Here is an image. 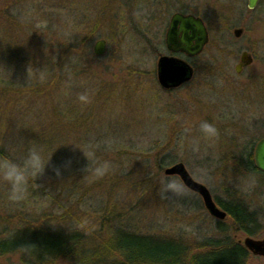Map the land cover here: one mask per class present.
Wrapping results in <instances>:
<instances>
[{"label": "rangeland", "instance_id": "374dc122", "mask_svg": "<svg viewBox=\"0 0 264 264\" xmlns=\"http://www.w3.org/2000/svg\"><path fill=\"white\" fill-rule=\"evenodd\" d=\"M10 10L21 21L14 20V24H29V33L37 41L48 31L46 35L54 40L56 48L74 43V48H81L86 55L87 50L88 58L80 55L77 59L83 67H89L86 82L93 78L100 84L89 87L81 76L77 78L80 85L76 94L68 91V103L64 105L71 106L68 117L79 124L69 134L71 144L66 153L52 151L48 137L28 130L33 126L30 119L16 118L15 132L23 139L18 143V160L36 144L46 157L52 154L51 162L45 173L30 183L20 201L10 199L11 186L0 179V219L15 217L21 210L38 220L32 224L36 228L86 236L78 246L86 260L92 259L89 247L101 244L106 234L114 246H128L131 236L117 228L165 237L162 244L176 250L172 257L175 263L183 260L194 244L223 237L225 234L219 232L222 227L242 243L247 236L233 232L228 218L221 222L211 217L196 193L185 188L182 195L161 196L166 180L182 183L177 176H166L164 168L181 162L219 204L230 198L254 211L259 229L252 237L264 238V175L248 172L236 158L242 145L254 147L264 137V0L252 10L247 0H17ZM176 12L200 17L209 31V41L200 55L188 59L194 69L192 78L166 90L158 84L156 65L161 54H171L165 46V32ZM235 29L242 30L240 37L234 36ZM99 39L106 40V52L95 56L92 46ZM243 51L252 54L253 62L237 74L234 67ZM49 54L48 49L39 50L35 64L44 65L51 60ZM177 56L184 58L182 54ZM51 58H57L54 50ZM12 70L6 75L19 83L23 78ZM107 83L111 85L95 91ZM42 84L36 88L47 93L49 86ZM41 93L23 95L21 100L27 105L34 97L36 113L31 118L50 120L48 104L36 101L46 100ZM81 93H87L90 102L80 101ZM43 106L45 114L40 111ZM201 120L217 126L218 139L202 137ZM7 121L13 124L14 118ZM194 137L200 138L198 150L192 147ZM73 144L92 146L98 160L112 161V170L93 178L95 161L87 159ZM9 148L11 152L14 149ZM68 157L73 167L64 166ZM155 162L161 163L163 170ZM57 167L60 173L67 168L66 172L71 171L64 182L59 183L61 175L57 183L58 178L51 177L49 169ZM124 172L128 175L121 177ZM111 208L118 215L116 223L113 217L109 222L103 219ZM21 223L13 218L9 226L18 229ZM102 223L107 231L101 228ZM110 226L117 229L113 230L115 234H111ZM145 248L138 252L130 249L125 255L138 262L150 261ZM18 260L17 254L4 255L0 264H18ZM247 263L264 264V257L250 255ZM55 264L72 263L61 259Z\"/></svg>", "mask_w": 264, "mask_h": 264}, {"label": "trees", "instance_id": "16d2710c", "mask_svg": "<svg viewBox=\"0 0 264 264\" xmlns=\"http://www.w3.org/2000/svg\"><path fill=\"white\" fill-rule=\"evenodd\" d=\"M17 0H0V156H7L18 160L21 157L18 151V143L23 140L15 131H17L16 118L25 117L30 119V123L33 126H29L28 130L45 135L48 137V148H52V151L57 153H66L69 150L71 144L70 132L76 128L75 120L69 118L72 114L70 111V105H64L68 103L69 90L76 94V88L80 85L77 79L84 76L83 81L87 83L89 87L96 85L98 79H93V73H91V80H87V70L89 67H83L78 57L87 56L82 50L75 49L74 43L72 45L64 44L56 48L54 40L47 36L48 31L42 36L41 39L32 38V34L29 33L30 25L25 22V26H18L15 21L21 22L19 15L11 13L10 5H13ZM23 18V17H21ZM43 31V30H42ZM22 32V34H17ZM17 35H20L17 37ZM22 35V36H21ZM37 35V34H36ZM44 37V38H43ZM34 41V42H32ZM50 53L51 60H47L44 65H36L38 60L39 50H47ZM57 54V58H51V52ZM74 62V63H73ZM86 62V60H85ZM42 68L46 71V78L41 79L37 74H30L27 72L28 67ZM13 69L20 73L21 79L19 83L16 80L10 79L6 73ZM95 78V77H94ZM52 81V85H50ZM43 83V84H42ZM42 84L41 87L49 86L47 93H44L43 88H36V86ZM67 86H65V85ZM60 85V86H59ZM111 84H102L100 88H94L95 91L104 89ZM38 89V90H36ZM78 89V88H77ZM23 90V92H22ZM40 90V91H39ZM22 92L20 96H17L18 92ZM33 91H37L38 94ZM42 92V93H41ZM43 95L46 100H36L37 102H43L48 104L51 111H47L45 106L40 109L41 113H48L50 120L45 118H39L38 116L33 122L31 118L34 111V97L31 98L27 105H24L22 98L30 95ZM77 97V96H76ZM78 100V99H77ZM61 104V105H60ZM63 105V106H62ZM103 106V104H101ZM10 118H14V123L10 124ZM38 120V121H37ZM90 122V121H89ZM84 126V125H83ZM85 127H87L85 125ZM85 130V128H83ZM22 137H25L24 135ZM9 147H13V151ZM253 146L242 145L237 152V163L245 167L250 173H264L257 170L253 160ZM15 152V153H13ZM15 154V155H14ZM17 154V155H16ZM19 155V156H18ZM23 158V157H22ZM19 161V160H18ZM60 163V162H59ZM74 164V163H73ZM73 164L71 165L73 167ZM159 170H163L161 163L155 162ZM70 166V167H71ZM69 167V168H70ZM51 177L58 178L53 179L57 181L62 176V180L59 183L66 180L69 172L60 173L59 176L55 175V172L49 169ZM128 173H121V177L127 176ZM37 178H40L37 177ZM33 180L31 183H33ZM52 184V183H51ZM53 185V184H52ZM32 191H30L31 193ZM218 202V201H217ZM219 203V202H218ZM222 208L227 212L228 219L231 222L233 232H241L248 236H256L259 229V223L254 211L241 202L234 199L226 200L220 203ZM110 215V216H109ZM19 219L21 227L18 229H11L9 223L13 218ZM44 217V216H43ZM110 217H118L114 209L111 208L110 213L103 219L110 221ZM115 218V222L118 221ZM0 257L4 255L17 254L19 257L18 264H55L59 260L71 262L72 264H248L249 252L238 243L234 237L225 233V228H219V232L225 234L221 238L210 239L202 242L201 244H194V248L187 250V253L183 256V260L178 263L172 261L173 255H175V249L162 244L166 240L165 237H152L142 236L128 231L127 229L117 228L123 232L128 233L131 236V242H127L128 246H114L112 241L108 240V234L103 242L95 243L92 247H89L92 253V259L86 260L81 256L79 241L80 239H86L79 234H66L61 231L52 232L51 230H43L32 226L38 221L33 216H27L23 211L18 210L15 214L8 218L0 219ZM104 222V223H105ZM101 224V228L106 229L108 227ZM112 225V224H111ZM113 226V225H112ZM29 227V228H28ZM116 227H119L118 225ZM111 234H115L116 228H111ZM114 230V231H113ZM102 238V237H101ZM100 238V239H101ZM171 239V238H168ZM101 240H99L100 242ZM161 242V243H160ZM150 243V246H148ZM152 243V244H151ZM147 245V246H145ZM145 248V255L151 258L150 261L140 262L135 261L137 258L126 256L125 252L130 249L142 250Z\"/></svg>", "mask_w": 264, "mask_h": 264}, {"label": "water", "instance_id": "95a60500", "mask_svg": "<svg viewBox=\"0 0 264 264\" xmlns=\"http://www.w3.org/2000/svg\"><path fill=\"white\" fill-rule=\"evenodd\" d=\"M259 0H247L248 9H254ZM235 37H240L242 30L233 31ZM208 30L201 18L192 14L184 15L174 13L169 21L165 33V46L172 54L182 53L191 58L200 54L208 43ZM95 56H102L106 52V40L99 39L92 46ZM253 61L252 55L243 51L240 54L238 64L234 67L236 73H240L244 67L249 66ZM158 84L164 89L177 88L188 82L193 76V68L183 58L175 55H160L156 65ZM255 167L264 172V138L260 139L254 148L253 154ZM166 176H177L185 188L198 194L210 216L224 220L226 212L220 209L206 186L195 181L189 174L184 164L175 163L164 169ZM239 243H241L239 241ZM242 245L252 255L264 257V238L256 239L247 236L243 239Z\"/></svg>", "mask_w": 264, "mask_h": 264}, {"label": "clouds", "instance_id": "9594fccd", "mask_svg": "<svg viewBox=\"0 0 264 264\" xmlns=\"http://www.w3.org/2000/svg\"><path fill=\"white\" fill-rule=\"evenodd\" d=\"M28 72L31 71L33 74L39 75L41 79L46 78V71L42 68L28 67ZM79 100L82 102H90V96L87 93H81ZM186 132L191 129H185ZM199 131L203 138L214 140L218 139L220 132L217 126L209 120H201L199 123ZM200 143L199 137H194L192 140L193 150H198ZM78 148L87 159L95 161V166L92 168L93 178H100L108 174L112 168L113 163L110 160H98L95 156V151L92 146L82 148L80 145L73 144ZM51 155L47 157L44 154L43 149L32 144L26 155L22 160H16L7 156H0V179L6 181L11 186L10 199L13 201H20L25 198L30 183L37 177L43 175L51 162ZM73 161L71 157H68L64 161V166L70 167ZM57 176L60 175V168H54ZM186 191L184 185L177 180H166L163 183L161 196L164 198L168 197V194L182 195Z\"/></svg>", "mask_w": 264, "mask_h": 264}, {"label": "flooded vegetation", "instance_id": "af4514ba", "mask_svg": "<svg viewBox=\"0 0 264 264\" xmlns=\"http://www.w3.org/2000/svg\"><path fill=\"white\" fill-rule=\"evenodd\" d=\"M212 198H213V196H212ZM213 200L215 201V203L218 205V207H220L222 210H224L223 208H222V206H221V204H219L218 202H217V200L216 199H214L213 198ZM225 211V210H224ZM226 212V211H225ZM226 214H227V212H226ZM228 217V216H227ZM222 222V221H221ZM239 243V242H238Z\"/></svg>", "mask_w": 264, "mask_h": 264}, {"label": "bare ground", "instance_id": "6f19581e", "mask_svg": "<svg viewBox=\"0 0 264 264\" xmlns=\"http://www.w3.org/2000/svg\"><path fill=\"white\" fill-rule=\"evenodd\" d=\"M245 236H248V235H245ZM250 254V253H249ZM251 255V254H250Z\"/></svg>", "mask_w": 264, "mask_h": 264}]
</instances>
